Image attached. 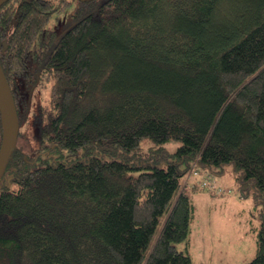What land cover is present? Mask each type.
Masks as SVG:
<instances>
[{
  "label": "trees",
  "instance_id": "1",
  "mask_svg": "<svg viewBox=\"0 0 264 264\" xmlns=\"http://www.w3.org/2000/svg\"><path fill=\"white\" fill-rule=\"evenodd\" d=\"M0 67V264H196L182 179L212 165L262 203L264 264V0H7Z\"/></svg>",
  "mask_w": 264,
  "mask_h": 264
},
{
  "label": "rangeland",
  "instance_id": "2",
  "mask_svg": "<svg viewBox=\"0 0 264 264\" xmlns=\"http://www.w3.org/2000/svg\"><path fill=\"white\" fill-rule=\"evenodd\" d=\"M71 9L69 6L55 15L59 17V28L67 21ZM28 136L33 148L36 142L31 138L32 130H28ZM179 144V140L169 139L159 145L174 153ZM140 145L150 151L154 143L143 137ZM194 171L197 173L191 170L182 179L191 210L187 238L176 243V248L196 264H247L256 255L262 203L255 201L251 190L239 188L231 165L223 168L212 165L210 170L195 167ZM207 174H214L213 186L223 187L225 192L216 194L213 188H202L201 182L208 181Z\"/></svg>",
  "mask_w": 264,
  "mask_h": 264
},
{
  "label": "water",
  "instance_id": "3",
  "mask_svg": "<svg viewBox=\"0 0 264 264\" xmlns=\"http://www.w3.org/2000/svg\"><path fill=\"white\" fill-rule=\"evenodd\" d=\"M7 0H0V7ZM89 1V0H79ZM15 25V23H14ZM29 95L26 96L28 105ZM0 118L2 124V136L0 140V180L4 175L12 149L15 147L19 130L18 117L14 100L10 92L5 75L0 67Z\"/></svg>",
  "mask_w": 264,
  "mask_h": 264
}]
</instances>
